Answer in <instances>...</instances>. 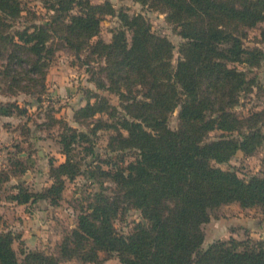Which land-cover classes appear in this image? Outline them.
I'll list each match as a JSON object with an SVG mask.
<instances>
[{
  "label": "trees",
  "instance_id": "obj_1",
  "mask_svg": "<svg viewBox=\"0 0 264 264\" xmlns=\"http://www.w3.org/2000/svg\"><path fill=\"white\" fill-rule=\"evenodd\" d=\"M21 1L0 0L4 92L36 95L40 102L57 41L76 55L88 51L102 59L104 66L94 81L120 102L116 107L92 94L94 102L75 115L82 124L94 120L90 133L62 126L65 161L50 162L52 184L37 197L52 205L60 200L65 179L80 175L76 147L93 155L90 135L99 130L113 132L108 142L112 152L131 153L128 161L118 154L119 162L111 168L90 170V178L109 179L114 189L110 196L92 194L76 227L61 241L60 257L96 264L103 252L115 253L121 264H264V241L219 240L202 249V226L211 210L238 203L241 208L258 207L264 215L263 178L244 180L214 166L237 151L250 156L264 142V111L246 117L235 112L240 96L253 85L240 68L264 61L260 49L244 44L248 29L264 25V0H132L165 15L181 39L175 62L173 43L153 33L141 14L115 10L108 1L41 0L51 13L49 20L19 28ZM106 15L115 16L119 27L110 42L92 43ZM260 35L264 40V27ZM176 109L178 126L171 129L168 121ZM216 130L221 135L209 140ZM3 174L0 182L8 178ZM31 197L18 188L11 199L26 204ZM129 209L139 211L143 222L119 233L114 221ZM13 242V234L0 230V264H60L38 251L20 262Z\"/></svg>",
  "mask_w": 264,
  "mask_h": 264
},
{
  "label": "rangeland",
  "instance_id": "obj_2",
  "mask_svg": "<svg viewBox=\"0 0 264 264\" xmlns=\"http://www.w3.org/2000/svg\"><path fill=\"white\" fill-rule=\"evenodd\" d=\"M90 1L93 4L108 1L115 10H124L129 15L141 14L150 24L153 33L165 36L173 43L175 62L181 39L174 28L165 22L164 14L132 0ZM21 4L24 13L17 27L23 28L49 20L51 13L45 9L41 0H22ZM118 27L119 21L115 16H103L99 34L92 38V43L97 40L110 42ZM263 27V24H258L248 29L244 44L250 48L257 47L264 53V40L260 35ZM127 38H130L129 33ZM52 46L54 55L46 70L45 92L40 102L36 95L4 92L6 89L0 83V172L8 177L0 182V230L13 234V248L20 262L28 253L38 251L54 256L60 264H92L77 257L62 259L59 245L76 227L77 217L92 194L101 191L109 196L112 194V182L101 177L90 178V170L98 166L111 168L112 162H119L118 154L124 156V161H128L131 153L112 152L108 142L113 132L99 130L95 136L90 135L93 155H86L81 147H76L74 154L81 163L80 175L73 180L65 179L60 200L52 205L47 199L37 197L52 184L49 176L50 162L58 165L65 161L60 142L62 126L66 124L77 131L90 133L94 120L89 118L87 123L82 124L76 120L75 115L88 101L91 104L94 102L92 94L106 98L113 106L119 107L120 104L117 96L106 89H99L94 81L98 77V69L104 66L102 59L90 57L88 51L76 55L63 42L59 44L56 41ZM240 69L248 79L253 80L252 87L240 96L235 108L238 116L246 117L250 113L264 111V61L258 67ZM5 106L11 110L9 114ZM177 115L178 109L169 117L171 129L178 126ZM101 117L107 119L106 116ZM221 133L213 131L208 139H217ZM84 146L90 147V144ZM214 166L234 171L244 180L253 176L264 179V142L250 156L237 151L226 163H214ZM21 168H25L22 173L18 172ZM18 188L31 194L28 203L20 204L11 199L17 194ZM137 222H143L139 211L129 209L117 216L114 225L119 233L127 234ZM202 229L205 235L203 250L219 240L264 241V215L258 207L241 208L238 203L222 205L209 212V220ZM99 259L101 263L96 264H121L115 253L101 252Z\"/></svg>",
  "mask_w": 264,
  "mask_h": 264
}]
</instances>
